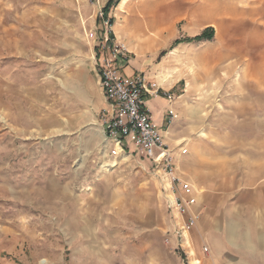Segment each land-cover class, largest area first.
<instances>
[{
    "label": "rangeland",
    "instance_id": "obj_1",
    "mask_svg": "<svg viewBox=\"0 0 264 264\" xmlns=\"http://www.w3.org/2000/svg\"><path fill=\"white\" fill-rule=\"evenodd\" d=\"M107 1L0 0V264H189L171 190L139 154L111 156L102 108L83 112L69 89L84 2L92 47L89 31L112 32L150 81L181 77L207 108L211 129L182 136L226 132L241 159L264 136V0H112L100 17ZM207 26L213 38L184 39Z\"/></svg>",
    "mask_w": 264,
    "mask_h": 264
},
{
    "label": "crops",
    "instance_id": "obj_2",
    "mask_svg": "<svg viewBox=\"0 0 264 264\" xmlns=\"http://www.w3.org/2000/svg\"><path fill=\"white\" fill-rule=\"evenodd\" d=\"M92 10L85 2L79 9L80 20L75 29L79 34L76 44L81 57L69 64L74 79L73 89H69L77 93L76 101L83 112L89 108L98 113L106 102L95 70L93 47L86 37L87 30L95 26ZM119 62L121 72L127 75L143 72L145 67L137 57L128 56ZM145 77L150 79L149 74ZM181 79L169 82L156 78L158 93L147 97L146 105L172 151L176 174L192 185L189 192H178L183 197L195 198L194 204L183 213L184 217L200 212L182 242L187 261L189 264H264V136L254 145L256 152L243 155V159L238 141L228 138L226 132L214 139L207 135L182 136L198 128L211 129V126L206 125V117H203L207 108L196 109L185 90L177 91ZM203 98L209 101L206 95ZM190 112L195 114V120L187 115ZM223 122H226L225 116L221 119ZM181 146L187 148L186 153H180ZM240 159L244 164L239 163ZM249 161L250 169L247 168ZM247 176L254 177V182L246 181Z\"/></svg>",
    "mask_w": 264,
    "mask_h": 264
},
{
    "label": "built area",
    "instance_id": "obj_3",
    "mask_svg": "<svg viewBox=\"0 0 264 264\" xmlns=\"http://www.w3.org/2000/svg\"><path fill=\"white\" fill-rule=\"evenodd\" d=\"M99 16L103 12L99 11ZM103 21L105 24L107 19ZM93 41L95 67L98 71L100 86L106 106L102 108V130L109 145L111 156L139 154L149 160L155 174L171 190L166 198L167 206L182 215L190 205L194 204L193 196L183 197L179 190L189 192L192 185L179 178L175 172L172 151L164 141L159 127L153 122L146 99L158 90L156 82L150 81L142 72L130 75L121 72V64L128 54L124 44L115 41L105 31L100 37L95 31H89ZM173 116L171 110L168 111ZM180 153L187 151L180 147ZM200 212L194 211L181 221L175 233L182 238L184 231L197 220ZM204 250L206 248L204 247Z\"/></svg>",
    "mask_w": 264,
    "mask_h": 264
},
{
    "label": "trees",
    "instance_id": "obj_4",
    "mask_svg": "<svg viewBox=\"0 0 264 264\" xmlns=\"http://www.w3.org/2000/svg\"><path fill=\"white\" fill-rule=\"evenodd\" d=\"M113 2L112 0H108L105 5L102 7V12H103V15L107 16L108 14V11L110 9V7L112 6ZM109 22L112 23V20L111 19H108ZM213 35H214V30L211 26H207L205 27L199 34H196L192 37H188V38H184V39H187V40H203V39H211L213 38ZM111 36H112V32H111ZM184 39H175L173 44L174 43H178Z\"/></svg>",
    "mask_w": 264,
    "mask_h": 264
},
{
    "label": "bare ground",
    "instance_id": "obj_5",
    "mask_svg": "<svg viewBox=\"0 0 264 264\" xmlns=\"http://www.w3.org/2000/svg\"><path fill=\"white\" fill-rule=\"evenodd\" d=\"M122 156H125V155H122Z\"/></svg>",
    "mask_w": 264,
    "mask_h": 264
}]
</instances>
